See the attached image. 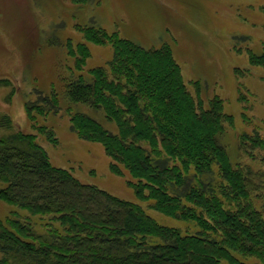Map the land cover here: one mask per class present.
<instances>
[{"label":"trees","instance_id":"obj_1","mask_svg":"<svg viewBox=\"0 0 264 264\" xmlns=\"http://www.w3.org/2000/svg\"><path fill=\"white\" fill-rule=\"evenodd\" d=\"M84 34L113 54L89 80L69 79L64 97L101 112L115 129L68 108L71 129L103 145L111 168L128 172L151 210L197 229L161 224L138 202L81 182L4 115L0 200L15 208L0 218V264H248L240 256L264 264V215L252 197L264 189V135L243 133L239 145L261 169L232 162L220 138L233 117L219 97L208 107L194 98L169 46L144 48L94 26ZM76 49L78 69L88 50ZM250 62L264 68V51ZM37 94L25 105L29 118L58 109L55 92Z\"/></svg>","mask_w":264,"mask_h":264},{"label":"rangeland","instance_id":"obj_2","mask_svg":"<svg viewBox=\"0 0 264 264\" xmlns=\"http://www.w3.org/2000/svg\"><path fill=\"white\" fill-rule=\"evenodd\" d=\"M263 7L264 0H0V117L6 115L14 130L34 133L49 161L81 182L138 202L161 224L194 231L192 222L151 210L148 201L135 196L128 172L111 168L103 145L71 129L69 110L87 113L111 130L115 125L87 105L67 103L65 83L79 74L89 80V71L112 57L110 45L85 37L90 26L115 31L144 48L166 44L194 98L208 107L211 98L219 97L224 112L233 117L220 138L231 161L261 169L239 145L243 133L256 129L264 135V68L250 62V55L264 51ZM77 44L88 50L78 69ZM38 92H55L59 107L46 114L33 110L32 119L25 105ZM5 132L0 126V136ZM252 197L264 215V189ZM13 208L0 200V218ZM240 258L258 263L253 257Z\"/></svg>","mask_w":264,"mask_h":264}]
</instances>
